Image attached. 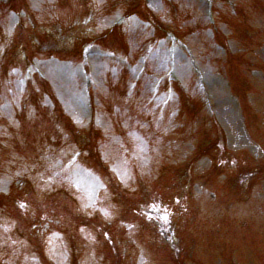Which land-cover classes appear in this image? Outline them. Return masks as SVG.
<instances>
[{"label":"rangeland","instance_id":"1","mask_svg":"<svg viewBox=\"0 0 264 264\" xmlns=\"http://www.w3.org/2000/svg\"><path fill=\"white\" fill-rule=\"evenodd\" d=\"M149 9L191 47L213 105L199 94L179 49L178 79L166 84L175 94L163 123L149 127L131 115L147 118L139 100L153 83L149 73L159 74L168 55L162 48L146 64L136 94L126 99L131 70L98 54L96 127L86 126L82 77L72 71L70 80L59 70L66 62L47 57L78 62L82 45L101 36L98 42L138 68L152 39L140 21L152 16ZM123 11L132 15L127 25L106 34ZM35 55L47 79L24 91L23 64ZM85 150L79 167L63 162L62 171L60 158ZM228 157L235 164L218 163ZM81 165L105 176L100 205L77 180ZM0 181V264H264V0H0ZM153 196L173 211L178 258L134 212Z\"/></svg>","mask_w":264,"mask_h":264},{"label":"trees","instance_id":"2","mask_svg":"<svg viewBox=\"0 0 264 264\" xmlns=\"http://www.w3.org/2000/svg\"><path fill=\"white\" fill-rule=\"evenodd\" d=\"M166 218V216L162 213V214H160V221L161 220H163V219H165ZM163 222H165V221H163ZM163 222H162V224H163ZM170 231V233H169V243L172 245V247L174 248V249H176V250H178V247H177V245L174 243V241H173V239H172V236H171V232H172V234H173V231L170 229L169 230Z\"/></svg>","mask_w":264,"mask_h":264},{"label":"snow or ice","instance_id":"3","mask_svg":"<svg viewBox=\"0 0 264 264\" xmlns=\"http://www.w3.org/2000/svg\"><path fill=\"white\" fill-rule=\"evenodd\" d=\"M21 207H23V205H21Z\"/></svg>","mask_w":264,"mask_h":264}]
</instances>
